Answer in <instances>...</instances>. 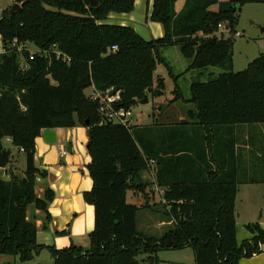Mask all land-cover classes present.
<instances>
[{
    "label": "trees",
    "instance_id": "trees-1",
    "mask_svg": "<svg viewBox=\"0 0 264 264\" xmlns=\"http://www.w3.org/2000/svg\"><path fill=\"white\" fill-rule=\"evenodd\" d=\"M177 1L152 0L148 19L161 26L163 35L149 41L129 26L105 23L112 13H131L135 0H98L95 8L89 0H13L20 10L2 11L0 151L9 139L24 155L25 169L19 177L11 166L3 170L9 179L0 178V255L26 263L47 249L53 264H159V252L189 248L194 264H239L261 253L264 229L257 223L247 225L251 238L237 244L235 200L240 185L264 184V55L243 71L230 69L191 83L184 100L162 52L177 46L189 61L186 72L231 68L237 12L264 0H185L180 11ZM218 24L230 30L231 38L218 31ZM13 42L43 54L29 60L27 51L11 47ZM112 46L114 53L108 51ZM159 65L173 82L166 105L191 104L188 120L162 124L153 114L149 125L102 123L98 103L85 90H120L118 106L131 109L144 96H162L164 82L154 78ZM76 126L86 129L92 188L83 199L93 207L94 226L88 248L71 244L57 250L37 244L36 226L27 219L29 207L42 212L44 229L54 198L49 188L41 198L35 194L37 180L46 176L34 165L35 139L44 129ZM152 162L164 204L150 206L145 192L150 184L141 175ZM128 191L144 195L145 203H127ZM141 210L165 216L171 226L160 236L140 232Z\"/></svg>",
    "mask_w": 264,
    "mask_h": 264
},
{
    "label": "crops",
    "instance_id": "crops-1",
    "mask_svg": "<svg viewBox=\"0 0 264 264\" xmlns=\"http://www.w3.org/2000/svg\"><path fill=\"white\" fill-rule=\"evenodd\" d=\"M143 2L144 0H135L134 9L131 13L119 15L112 13L108 16L105 23L111 25L129 26L133 28V30L142 39L148 40L149 37H146L147 35L144 33L142 28L138 29L139 25L136 21L137 16L134 13L137 8H140L142 6ZM150 2L152 7V0L145 1V3L147 4ZM184 2L185 0L177 1V11H180L182 9ZM211 10L216 11L217 7L215 6V9ZM151 27L153 35L155 37L160 38L163 35V31L162 29H160L161 26L159 24L152 23ZM2 53L3 48L0 39V54ZM177 103L168 105V109L170 107H173L174 104ZM159 109L160 107L158 108V110ZM53 132L56 139V142L54 144L46 143L41 132L40 136L35 139L34 154L35 167L46 172L45 178L37 180V184L35 186L36 196L41 198L46 188L51 189L54 193V198L47 208L50 221L46 223V227L43 229L42 227L45 223V216L42 212L33 210L32 207H29L27 210V219L33 221L36 226V242L38 245L53 247L59 250L67 248L72 244L74 246L86 249L89 247L88 235L93 230L94 226L93 207L85 203L83 199V193L90 191L92 188V181L87 171V165L90 162V157L86 149V129L80 126H76L71 129H53ZM3 141L11 143L9 139H5ZM63 152H65L64 155H62ZM175 163L177 164L178 162H172V164ZM153 165L154 163H150L148 170L144 171L141 175L142 180L150 184L145 191L148 195V204L150 206L157 203L164 204L161 196L163 193V189L157 187L154 183L155 181ZM11 166L14 165L11 164L10 160L9 164L4 169H10ZM177 167L178 166L175 167L176 171H178ZM11 168H14L13 173H15L17 176H23V173L17 170L18 168H15V166ZM4 169H2L1 172H3ZM8 179V176L4 175V180ZM129 194L132 198L138 199L140 201L139 203L133 202L129 204L140 207L145 203L146 198L144 197V195H137L136 193L131 191L127 192L126 201ZM141 211H143L142 213H146L145 215L141 216V221L143 222V225H145L146 230L157 233L156 235L151 236H160L162 233H159L162 232V229L164 230L165 227L171 226L170 222L165 223L163 221L153 219L151 214H149L147 210ZM261 228H264V223H261ZM261 250L262 257L248 264H264V246L261 247ZM44 251L49 254L47 249H43L35 257H39ZM176 252L177 254L174 255V258L176 260L179 259V257H182L181 255L184 254H186V258H191L193 260V255L188 254V252H184V250H178ZM178 252H180L181 254H179ZM255 256L256 255H254L253 257ZM159 261L161 260L159 259ZM0 264L20 263L17 257L0 255ZM51 264H53L52 259ZM239 264H241V262H239Z\"/></svg>",
    "mask_w": 264,
    "mask_h": 264
},
{
    "label": "rangeland",
    "instance_id": "rangeland-1",
    "mask_svg": "<svg viewBox=\"0 0 264 264\" xmlns=\"http://www.w3.org/2000/svg\"><path fill=\"white\" fill-rule=\"evenodd\" d=\"M144 0L142 6L135 10L137 16L136 21L138 22V29L142 28L144 33L149 37L148 40L158 39L153 35L152 23L148 17L151 10V2L145 3ZM225 2L227 0H219ZM11 6L10 1L0 0V9L5 10ZM211 9H215L213 6ZM237 24L235 31L240 34L239 37L232 35L230 30L222 32L224 36L232 39V67L229 68L227 65L219 67H208L200 71H188L186 69L189 65V61L185 59L179 52L177 46H171L163 50L162 56L166 60L168 66L172 70L173 75L178 77V86L180 87L181 94L184 100L189 99V86L191 83L196 81L206 82L216 78L218 75L228 72L232 69L233 72L243 71L247 65L260 55H264V5L262 4H246L239 8ZM162 29V28H160ZM36 48L29 46L27 48L28 54L35 53ZM21 64L23 59H20ZM161 78L164 82L165 89L162 96L152 99L150 96L147 97L148 102L143 104L136 103L132 108L131 112L134 115L133 123L136 125H149L152 122V115L157 117L158 123L162 124H173L180 123L183 120H188L186 115L187 110H194V107L186 102H178L173 107L168 109L167 101L173 97V82L168 75L167 69L163 65H159L154 72V78ZM89 93V89L85 90V94ZM161 107V111L158 108ZM259 129V128H258ZM255 130V131H258ZM248 127L242 130L241 138L244 140L248 136ZM257 133V132H256ZM241 139V140H242ZM4 146L12 148L11 164L18 168L17 170L23 173L25 169V158L22 152L13 147L11 143L3 141ZM243 160L247 159L246 149L243 152ZM0 178L4 179L3 172L0 171ZM128 203H139L138 199L132 198L129 194L127 196ZM159 209V208H157ZM155 220H160L167 223V218L162 217L160 214L154 215L151 211L147 210ZM168 212V209L165 210ZM139 211L137 214L138 224L137 228L140 232L147 235H156L153 231L146 230L145 225L141 221V216L146 213ZM171 223V222H170ZM257 223L261 227V223H264V184H244L239 186V191L235 200V225H236V240L237 244L240 245L242 242L251 238V233L247 229L248 224ZM169 227L162 229L165 232ZM264 229V228H262ZM184 252L192 254L189 248L183 249ZM262 251V250H261ZM181 254L180 252H178ZM177 252L174 250L161 251L158 253L159 264H194L191 258H186V254L181 255L179 259H175L174 255ZM262 257L261 253L255 257L243 258L239 262L241 264H248L254 262L258 258ZM145 256H139L138 259H144ZM18 259V258H17ZM50 255L44 251L39 257H34L31 261L20 264H51ZM19 261V260H18ZM142 264V263H141Z\"/></svg>",
    "mask_w": 264,
    "mask_h": 264
},
{
    "label": "built area",
    "instance_id": "built-area-1",
    "mask_svg": "<svg viewBox=\"0 0 264 264\" xmlns=\"http://www.w3.org/2000/svg\"><path fill=\"white\" fill-rule=\"evenodd\" d=\"M10 1L11 5L13 4V0ZM3 10L0 9V15ZM218 31L220 33L227 31L228 29L225 27L224 24H218L217 26ZM235 37H239L240 34L238 32L234 33ZM29 44H20L16 45L15 42L12 43L11 47L16 49L17 52L27 51ZM32 46V45H31ZM117 50L116 46H112L108 51L114 53ZM43 53L40 52L36 48L35 53L29 55V60H33L35 55H42ZM57 57H60L57 54ZM68 59L63 57V61L67 62ZM21 68L25 69L26 64L23 62L21 64ZM89 93L86 95L87 98L91 102L98 103V112L101 116L102 123H111V124H119L126 128H129L134 125L133 119L134 115H132L131 109H125L118 104L121 102V91L114 90L113 88H109L105 91L96 90L93 86L89 87ZM65 152L62 153L64 155ZM153 163V162H152Z\"/></svg>",
    "mask_w": 264,
    "mask_h": 264
},
{
    "label": "water",
    "instance_id": "water-1",
    "mask_svg": "<svg viewBox=\"0 0 264 264\" xmlns=\"http://www.w3.org/2000/svg\"><path fill=\"white\" fill-rule=\"evenodd\" d=\"M97 5H98V0H89V6L91 8H95L97 7ZM19 10H20V6L18 4H12L10 8V13H14ZM211 41L213 42L214 39H211ZM147 102H148L147 97L144 96V98L142 100H139L137 103L143 104ZM42 136L46 143L54 144L56 142L53 129H44L42 131ZM10 155H11V148L3 147L2 150L0 151V170L4 169L9 164Z\"/></svg>",
    "mask_w": 264,
    "mask_h": 264
}]
</instances>
